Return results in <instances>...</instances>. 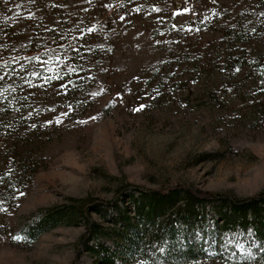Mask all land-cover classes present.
Returning a JSON list of instances; mask_svg holds the SVG:
<instances>
[{
	"label": "rangeland",
	"instance_id": "obj_1",
	"mask_svg": "<svg viewBox=\"0 0 264 264\" xmlns=\"http://www.w3.org/2000/svg\"><path fill=\"white\" fill-rule=\"evenodd\" d=\"M176 185L264 191V0H0V264H101L84 223L25 231ZM237 234L188 264H264Z\"/></svg>",
	"mask_w": 264,
	"mask_h": 264
},
{
	"label": "trees",
	"instance_id": "obj_2",
	"mask_svg": "<svg viewBox=\"0 0 264 264\" xmlns=\"http://www.w3.org/2000/svg\"><path fill=\"white\" fill-rule=\"evenodd\" d=\"M125 189L119 192L125 204L123 209L117 201L85 200L70 209V214L62 209L39 218L25 233L35 240L62 224L84 223L78 258L86 252L97 254L101 264H120L121 259L124 260L121 264H127L138 258L147 264H188L208 257L206 247L215 234L237 231L238 237L247 242L246 247L251 240L258 245L246 256L255 260L264 258V250L258 251L264 247V191L240 199L176 185L158 190L133 189L124 198ZM93 215L112 224L113 229H105ZM209 221L214 225L212 231L208 228ZM105 236L116 243L124 242L127 247L120 251L118 245L104 243ZM235 254L238 258V253Z\"/></svg>",
	"mask_w": 264,
	"mask_h": 264
},
{
	"label": "snow or ice",
	"instance_id": "obj_3",
	"mask_svg": "<svg viewBox=\"0 0 264 264\" xmlns=\"http://www.w3.org/2000/svg\"><path fill=\"white\" fill-rule=\"evenodd\" d=\"M137 110H139V109H137ZM14 239H16V240H19V239H20V237H18V236H17V237H14Z\"/></svg>",
	"mask_w": 264,
	"mask_h": 264
}]
</instances>
